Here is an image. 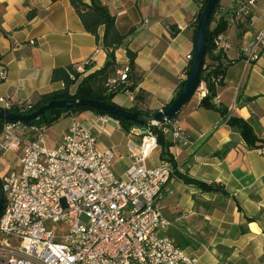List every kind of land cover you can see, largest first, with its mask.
Here are the masks:
<instances>
[{"label": "crops", "instance_id": "0c3cea01", "mask_svg": "<svg viewBox=\"0 0 264 264\" xmlns=\"http://www.w3.org/2000/svg\"><path fill=\"white\" fill-rule=\"evenodd\" d=\"M100 1L115 17L119 32L132 31L114 52L115 75L129 65L127 50L135 53L130 75L134 88L116 93L112 103L143 115L167 107L187 76L201 0ZM220 5L228 20L223 41L229 45L222 57L230 63L223 64L222 83L216 85L212 102L248 121L260 141L248 147L223 122L219 110L200 106L206 94L200 82L176 113L186 144L170 141L175 173L163 187L160 211L170 222L166 233L194 264H264V49L249 63L240 52L264 29V0H254L239 15L236 0H220ZM29 12H34L31 17ZM97 33L98 38L84 29L69 0H0V65L8 71L0 80V108L2 99L34 102L61 89L62 83L50 78L54 68L80 64L86 74L101 68L107 59L102 26ZM74 88L71 85L70 91ZM98 115L88 110L65 115L46 128L44 144L56 146L74 121L91 127ZM49 128L52 135L47 134ZM133 128L124 131L112 119L103 132L92 131L98 147L111 151L118 176L140 143ZM17 157L0 148V179L18 170ZM161 158L159 146L145 164L155 166ZM180 174L216 184L224 192L202 191Z\"/></svg>", "mask_w": 264, "mask_h": 264}, {"label": "built area", "instance_id": "2783aa9c", "mask_svg": "<svg viewBox=\"0 0 264 264\" xmlns=\"http://www.w3.org/2000/svg\"><path fill=\"white\" fill-rule=\"evenodd\" d=\"M236 0V15L254 0ZM217 14V13H216ZM228 24V20L225 18ZM222 51L229 46L223 33L214 39ZM264 49V29L240 48L247 63ZM191 59V58H190ZM80 76L84 65H74ZM0 65V80L7 77ZM129 65L108 81V90L129 80ZM75 80V76H70ZM125 85V83L123 84ZM15 104L19 111L29 102L2 99L3 109ZM108 115H98L91 127L74 121L54 147L44 144L46 128L9 121L0 128V148L17 153L18 170L1 178L4 194L0 212V264H194L166 233L170 224L161 213L163 187L173 176L168 160L147 166L146 159L159 147L151 127L169 136L175 144H186L185 135L174 119L145 124L131 131L140 135L130 164L123 175L113 170L110 150L100 149L92 132H103ZM227 118L223 122L226 123ZM116 124L118 121L114 119ZM26 132L31 137H26ZM65 231L56 237V225Z\"/></svg>", "mask_w": 264, "mask_h": 264}, {"label": "trees", "instance_id": "16d2710c", "mask_svg": "<svg viewBox=\"0 0 264 264\" xmlns=\"http://www.w3.org/2000/svg\"><path fill=\"white\" fill-rule=\"evenodd\" d=\"M56 1V0H51ZM75 12L77 13L80 21L84 29L98 38V28L103 27V34L101 38L102 47L106 50L107 59L103 66L91 73L80 76L75 72V67L73 64H69L64 67H57L52 69L50 78L52 81H60L62 83V88L42 94L38 97V99L34 102L28 101L30 108L24 111H19V108L15 104L14 107L10 109L0 108L2 111H9L20 114H27L39 106L57 99H80V98H90L96 99L100 101H104L106 103H112V97L123 90H132L134 88V81L131 82L130 75H132L133 68V58L135 53L127 50V55L129 57V80L125 82H121L113 90H108V81L111 78H115V72L118 67L115 61V50L122 45L124 39L132 32L129 30L126 33H121L116 29L115 26V17L110 13L108 7L103 4L100 0H89V3L83 2L82 0H69ZM206 0H201L200 10L198 12L197 21L199 19L200 13L204 7ZM34 12H29L28 17H31ZM217 13V14H216ZM227 21L224 18V10L220 5V0H217L214 8L209 16V24H208V41L204 51V58L201 66V72L199 74V82H203L206 87V94L200 100V106L204 108H212L219 110L224 118H227L226 124L233 128L238 132L240 137L244 140L248 147H255L256 143L260 141V138L256 135L251 124L243 120L241 118L228 115L225 110L221 106H216L212 102V98L216 94V85H220L222 83V75H223V64L230 63L229 60H226L222 57V49L218 48L214 44V39L225 32L227 29ZM208 57L211 60H215L216 63H207L205 58ZM191 67V59L189 60L186 74H189ZM70 76H75V80H72ZM125 83V85H123ZM184 81L179 83V90L181 89ZM74 85V91H70V86ZM178 90V92H179ZM21 105L24 102L20 103ZM115 105V104H114ZM118 107V106H117ZM91 111L95 114L99 115H108L111 118L117 120L124 131H129L131 127L135 126V123L130 120H125L121 117L114 116L109 114L107 111L91 108L88 106H75L72 108H53L49 109L43 114L39 115L34 120L29 122H25L27 125L30 124H38L43 125L45 128H48L50 125L58 121L60 118L64 117L69 113H79L83 111ZM129 111L135 112L136 109L130 108ZM177 113V112H176ZM174 113L169 117V119H176L177 114ZM147 114V113H145ZM12 120H4L0 119V128L3 123L9 122ZM152 132L156 135L157 143L160 146L161 156L164 160H168L172 167L174 168L173 175L175 173V165L173 160L169 156V147L171 146V142L168 135H165L156 127H151ZM179 177L184 180L186 183H191L196 187L200 188L202 191L207 192H222V188H220L216 184L206 183L203 181H199L196 179H192L187 177L186 175L180 174ZM1 182V179H0ZM224 192V191H223Z\"/></svg>", "mask_w": 264, "mask_h": 264}, {"label": "water", "instance_id": "95a60500", "mask_svg": "<svg viewBox=\"0 0 264 264\" xmlns=\"http://www.w3.org/2000/svg\"><path fill=\"white\" fill-rule=\"evenodd\" d=\"M216 1L217 0H206L204 4V7L200 13L194 33L193 52L191 57V67L189 74L186 76L181 89L167 107L153 113L152 115H143L138 111L132 112L124 108L117 107L114 104L106 103L104 101H100L96 99L66 98V99L51 100L27 114H20V113L0 110V119L29 122L31 120H34L39 115L43 114L49 109L72 108L75 106H88L91 108L107 111L109 114L121 117L125 120H130L135 123L134 127H139L142 133H144L145 124L151 121L162 122L164 119L169 118L171 115L176 113L181 108V106L192 96V94L198 87L199 74L201 72V66L204 58V51L208 41L209 16L214 8ZM3 201H4V194L0 185V212L3 207Z\"/></svg>", "mask_w": 264, "mask_h": 264}, {"label": "rangeland", "instance_id": "374dc122", "mask_svg": "<svg viewBox=\"0 0 264 264\" xmlns=\"http://www.w3.org/2000/svg\"><path fill=\"white\" fill-rule=\"evenodd\" d=\"M52 133L53 132L49 128V130L47 131V134L48 135H52ZM25 136L30 138L31 137V133L30 132H26ZM55 225H56V229H57V232H56L57 237H56V239L60 240V235L64 233L65 226L64 225H60V224H55Z\"/></svg>", "mask_w": 264, "mask_h": 264}]
</instances>
